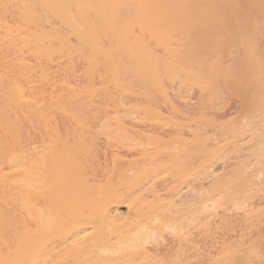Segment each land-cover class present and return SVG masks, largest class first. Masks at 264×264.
I'll use <instances>...</instances> for the list:
<instances>
[{
    "label": "bare ground",
    "instance_id": "6f19581e",
    "mask_svg": "<svg viewBox=\"0 0 264 264\" xmlns=\"http://www.w3.org/2000/svg\"><path fill=\"white\" fill-rule=\"evenodd\" d=\"M0 264H264V0H0Z\"/></svg>",
    "mask_w": 264,
    "mask_h": 264
}]
</instances>
